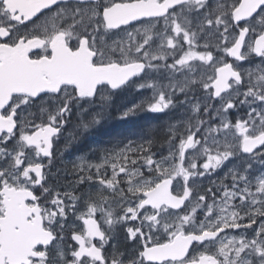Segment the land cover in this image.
Instances as JSON below:
<instances>
[{
    "label": "snow or ice",
    "instance_id": "6c2138e0",
    "mask_svg": "<svg viewBox=\"0 0 264 264\" xmlns=\"http://www.w3.org/2000/svg\"><path fill=\"white\" fill-rule=\"evenodd\" d=\"M0 264H264V0H0Z\"/></svg>",
    "mask_w": 264,
    "mask_h": 264
},
{
    "label": "flooded vegetation",
    "instance_id": "af4514ba",
    "mask_svg": "<svg viewBox=\"0 0 264 264\" xmlns=\"http://www.w3.org/2000/svg\"><path fill=\"white\" fill-rule=\"evenodd\" d=\"M77 119L78 117H74L73 118V124H75L77 122ZM160 119H164L166 120L167 122H170V121H173L174 120V117L172 116H164V115H161ZM143 121L141 122H138L136 125H134L133 127H139L140 124H142ZM166 123V122H165ZM167 125V123H166ZM116 127L120 128L118 125H115ZM65 135H67V133H65ZM105 135L104 137H108L109 135H106V134H103ZM114 137V136H113ZM112 137V138H113ZM136 139V138H135ZM104 141H106V138L103 139L101 137L100 134L96 135L95 137H90L88 138L87 140H82L80 141L79 143L77 144H74L71 148H69L65 153H64V156L65 155H69L72 156V158H74L75 156L78 157V156H85V155H88V154H92L91 152V149L97 147L95 145H97L98 143H103ZM64 141L61 140L58 144V147L61 151L64 150ZM83 145V146H82ZM159 146V145H158ZM90 151V152H89ZM71 158V159H72ZM64 163L65 161L63 160V164L61 163L60 159L58 158V167H63L64 166ZM63 182V181H62Z\"/></svg>",
    "mask_w": 264,
    "mask_h": 264
},
{
    "label": "trees",
    "instance_id": "16d2710c",
    "mask_svg": "<svg viewBox=\"0 0 264 264\" xmlns=\"http://www.w3.org/2000/svg\"><path fill=\"white\" fill-rule=\"evenodd\" d=\"M168 124L169 122H167L166 120L164 119H159V120H155V121H152L150 123L149 126L151 125H155V127L152 129L154 135H155V138L157 139L158 141V145L159 143H162L163 142V137H164V128L166 126V123ZM122 130V129H121ZM120 128L116 127L115 125L114 126H110L109 129H107L106 131L100 133L101 137L103 139H105L106 137H104L105 135L103 134H106V135H109V137H113L115 135V133L117 131H121ZM157 145V146H158Z\"/></svg>",
    "mask_w": 264,
    "mask_h": 264
},
{
    "label": "rangeland",
    "instance_id": "374dc122",
    "mask_svg": "<svg viewBox=\"0 0 264 264\" xmlns=\"http://www.w3.org/2000/svg\"><path fill=\"white\" fill-rule=\"evenodd\" d=\"M155 127V125H151L150 126V128L151 129H153ZM121 130V129H120ZM131 138H133V139H135V138H137V137H131ZM112 142H113V138L112 137H107L106 138V141H104L102 144L101 143H98L97 145H95V146H97V147H95V148H93V149H103V148H105V147H111V144H112ZM92 154H88V155H85V157L87 158V159H89V160H92V161H94V162H98V159H99V156H100V153L98 152V151H93V152H91ZM80 156H78V157H74V158H72V156H70L69 157V155H65L64 157H63V160L65 161V163H64V166L66 165L67 167H71V162L72 161H76V160H78V158H79ZM72 158V159H71ZM57 167H58V159H57ZM53 171H55V169H53ZM62 182V181H61Z\"/></svg>",
    "mask_w": 264,
    "mask_h": 264
},
{
    "label": "bare ground",
    "instance_id": "6f19581e",
    "mask_svg": "<svg viewBox=\"0 0 264 264\" xmlns=\"http://www.w3.org/2000/svg\"><path fill=\"white\" fill-rule=\"evenodd\" d=\"M109 137V136H108ZM107 138V137H106ZM83 146V145H82ZM90 152V151H89ZM94 162V161H93Z\"/></svg>",
    "mask_w": 264,
    "mask_h": 264
}]
</instances>
